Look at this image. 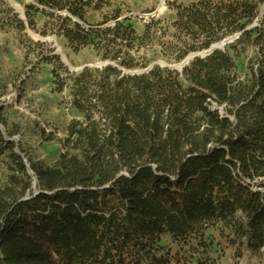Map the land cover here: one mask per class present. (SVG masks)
<instances>
[{
	"label": "trees",
	"instance_id": "obj_1",
	"mask_svg": "<svg viewBox=\"0 0 264 264\" xmlns=\"http://www.w3.org/2000/svg\"><path fill=\"white\" fill-rule=\"evenodd\" d=\"M30 1L24 21L12 14L2 27L37 32L42 17V37L55 35L75 55L89 50L102 67L70 74L58 58L40 59L79 118L53 167L17 154L0 135L8 172L0 264H181L162 240L179 251L209 230L259 258L264 0L169 4L172 22L150 18L141 35L109 0ZM89 14L100 22L87 24ZM188 58L180 71L170 67Z\"/></svg>",
	"mask_w": 264,
	"mask_h": 264
},
{
	"label": "rangeland",
	"instance_id": "obj_2",
	"mask_svg": "<svg viewBox=\"0 0 264 264\" xmlns=\"http://www.w3.org/2000/svg\"><path fill=\"white\" fill-rule=\"evenodd\" d=\"M109 1L121 8L136 33L141 35L144 23L150 18L167 24L172 22L174 14L169 11V4L186 6L197 0ZM30 3V0H0V119L4 122L0 125V135L4 142L14 145L17 154L23 152L29 159L51 168L62 154L60 142L67 126L79 118L69 108L68 93L55 92L51 68L42 65L40 59L56 57L70 74H78L84 68L97 69L102 64L89 50L75 55L55 35L42 37L40 32L45 23L42 17L36 18L37 32L26 30L20 34L2 27L3 21H13L12 14L24 21V7ZM110 13V10H102L101 14L109 16ZM100 20V14H89L86 18L87 24L92 26ZM35 44L40 47H34ZM251 57L250 53L248 58ZM190 60L170 67L180 71ZM155 64L166 66L160 59ZM55 65L58 68L57 63ZM237 68L240 75L245 74L244 59L237 63ZM6 165L5 156L0 157V188L8 176ZM199 244L193 242L189 248L178 251L169 239L161 242L165 250L169 248L171 254H179L181 264H264V250L259 258L253 259L242 249L226 247L215 230L207 231Z\"/></svg>",
	"mask_w": 264,
	"mask_h": 264
},
{
	"label": "water",
	"instance_id": "obj_3",
	"mask_svg": "<svg viewBox=\"0 0 264 264\" xmlns=\"http://www.w3.org/2000/svg\"><path fill=\"white\" fill-rule=\"evenodd\" d=\"M225 46H226V42H223V43H221V44H218V45L212 46L211 49H210L208 52H206L204 55H209V54H211V53L214 52V51H220V50H222ZM35 195H36V194H35ZM262 252H263V251H262Z\"/></svg>",
	"mask_w": 264,
	"mask_h": 264
}]
</instances>
